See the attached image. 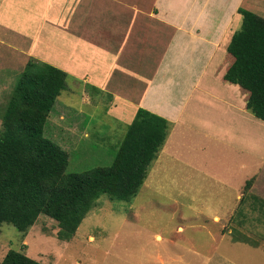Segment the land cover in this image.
Segmentation results:
<instances>
[{
	"label": "crops",
	"instance_id": "1",
	"mask_svg": "<svg viewBox=\"0 0 264 264\" xmlns=\"http://www.w3.org/2000/svg\"><path fill=\"white\" fill-rule=\"evenodd\" d=\"M261 3L0 0V68L8 59L24 68L33 57L67 73L65 91L78 85L80 90L105 94L107 111L125 124L138 107L164 117L170 123L168 134L142 185L158 187L178 180L198 195L202 188L209 190L219 199V206L210 209L219 238L233 231L220 222L234 219L241 235L253 236L255 243L233 241L250 245L260 256L264 121L246 109L245 94L237 84L222 80L227 66L222 62L233 32L241 26L237 7L264 16V0ZM14 4L25 9L15 32L10 30L8 11ZM93 99L85 96L87 103ZM191 251L189 259H168L177 264H264L251 253L249 259L238 261L219 252Z\"/></svg>",
	"mask_w": 264,
	"mask_h": 264
},
{
	"label": "rangeland",
	"instance_id": "2",
	"mask_svg": "<svg viewBox=\"0 0 264 264\" xmlns=\"http://www.w3.org/2000/svg\"><path fill=\"white\" fill-rule=\"evenodd\" d=\"M15 6L8 8L10 30L14 32L19 29L25 10L21 8L20 11L19 5ZM239 8L245 7L240 5L236 10L242 23ZM1 65L0 127L1 116L23 69L20 65L13 66L10 59ZM67 88L68 84L55 100L44 124V136L67 152L66 172L110 165L127 124L107 111L109 99L105 94L86 88L80 90L78 85L65 91ZM86 95L94 98L91 103L85 100ZM185 184L166 180L158 187L142 185L129 202L110 200L106 194H100L68 240L57 237V222L43 214L25 236L13 225L3 223L0 226V261L7 250L13 248L44 264H161V260L177 264L171 262L175 260L171 258L177 255L180 257L176 260L189 259L192 249L206 254L219 252L238 261L246 260L251 253L264 262V254L257 256L250 245L233 241L238 237L236 233L242 234L237 230L241 225L234 219L220 222L227 231L232 228L234 234L229 232L219 238V226L210 214V209L219 206V199H213V194L209 195V190L204 188L198 195L194 189L184 187ZM247 238L248 242L255 243L253 236Z\"/></svg>",
	"mask_w": 264,
	"mask_h": 264
},
{
	"label": "trees",
	"instance_id": "3",
	"mask_svg": "<svg viewBox=\"0 0 264 264\" xmlns=\"http://www.w3.org/2000/svg\"><path fill=\"white\" fill-rule=\"evenodd\" d=\"M238 10L242 23L227 46L222 80L237 84L246 109L264 121V17ZM66 80L62 69L30 57L1 116L0 226L9 223L22 236L43 214L57 222V237L68 240L100 194L129 202L168 134V120L138 107L110 165L66 172L67 152L44 136V124ZM251 182L246 181L243 195ZM236 236L234 240L248 241L241 233ZM0 264L44 263L10 248Z\"/></svg>",
	"mask_w": 264,
	"mask_h": 264
}]
</instances>
